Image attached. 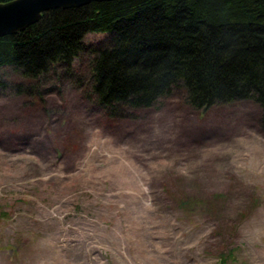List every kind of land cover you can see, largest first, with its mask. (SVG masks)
Returning a JSON list of instances; mask_svg holds the SVG:
<instances>
[{
  "label": "rangeland",
  "instance_id": "374dc122",
  "mask_svg": "<svg viewBox=\"0 0 264 264\" xmlns=\"http://www.w3.org/2000/svg\"><path fill=\"white\" fill-rule=\"evenodd\" d=\"M90 58L33 95L0 86V264H264L261 107L200 111L177 89L110 118L88 97Z\"/></svg>",
  "mask_w": 264,
  "mask_h": 264
},
{
  "label": "trees",
  "instance_id": "16d2710c",
  "mask_svg": "<svg viewBox=\"0 0 264 264\" xmlns=\"http://www.w3.org/2000/svg\"><path fill=\"white\" fill-rule=\"evenodd\" d=\"M88 33L108 37L92 47ZM84 53L91 56L88 97L110 118L155 107L180 89L200 111L253 100L264 129V0H104L53 8L0 36V68L23 78L0 77V86L33 95L59 68L77 76ZM233 256L230 250L221 260Z\"/></svg>",
  "mask_w": 264,
  "mask_h": 264
},
{
  "label": "water",
  "instance_id": "95a60500",
  "mask_svg": "<svg viewBox=\"0 0 264 264\" xmlns=\"http://www.w3.org/2000/svg\"><path fill=\"white\" fill-rule=\"evenodd\" d=\"M104 0H11L0 2V36L25 29L53 8L81 6Z\"/></svg>",
  "mask_w": 264,
  "mask_h": 264
}]
</instances>
